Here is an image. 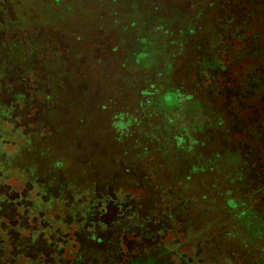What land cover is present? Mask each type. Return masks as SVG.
I'll return each mask as SVG.
<instances>
[{
  "label": "rangeland",
  "instance_id": "rangeland-1",
  "mask_svg": "<svg viewBox=\"0 0 264 264\" xmlns=\"http://www.w3.org/2000/svg\"><path fill=\"white\" fill-rule=\"evenodd\" d=\"M15 1L43 38L37 60L0 72V204L42 195L0 213L7 251L11 229H44L45 210L62 227L74 217L73 235L101 222L96 263L114 251L117 264H264V30L253 2ZM56 163L66 179L26 184L32 167ZM89 208L102 220L82 224ZM77 246L63 245L64 264Z\"/></svg>",
  "mask_w": 264,
  "mask_h": 264
},
{
  "label": "trees",
  "instance_id": "trees-1",
  "mask_svg": "<svg viewBox=\"0 0 264 264\" xmlns=\"http://www.w3.org/2000/svg\"><path fill=\"white\" fill-rule=\"evenodd\" d=\"M251 1L253 2L250 6L252 13L250 12L249 14L250 16H253V14H255L254 18H257L264 30V0ZM20 6V3L16 2L15 0H0V72L2 73L6 70V68H11V66L12 69L15 68L14 70H16L17 72L21 68V65H18V62L21 58H23V56H26L27 60H37L36 52H39L40 48L38 45L43 38L42 34H37L36 32H34L38 27L37 24L35 25V12L25 6ZM3 15H5L4 18ZM6 15H9L8 22L5 21ZM234 27L237 28L238 25H234ZM235 35H237V31ZM260 35L261 37H264V33H260ZM255 51L256 50H254V52ZM258 53L261 55V59L259 60L261 64H258V69L264 71V50L260 49ZM215 66H219V64H216ZM251 83L253 86H255L256 79L252 78ZM18 84L21 85L19 81L11 83L13 88ZM10 88L7 92H10ZM51 107L52 106H45L44 108L40 109V112L42 111V114H45L51 110ZM35 112L37 113V115H39L40 113L38 109H35ZM0 118H4L3 112H0ZM30 151L28 152L29 155L27 154V156H30V158L38 157L39 153H33V151H35L34 149L31 152ZM35 160L37 161V158ZM58 166L59 165L56 163L55 165L46 164L44 166L39 165L38 167H32V170L28 171L29 181H27L26 184L31 187L33 186V183H35L36 179L47 181L50 179V177L52 178L56 176H60L63 179H66V175H64L65 172L60 171ZM26 169L28 170L30 168ZM24 195L25 196L23 198L20 195L18 196V198H14L15 203L9 198L7 200H3V202L0 204V213L7 211V213L9 212L11 216L12 213L13 215H15L16 213H19L16 210V207L21 205L20 203L22 201L24 203H33V200L31 199L36 195L42 194H38V192H36L33 196L31 195L29 197V191H26ZM9 196L10 195H8V197ZM101 215V211L96 209L90 210L89 208L84 214L82 224L87 223V221L90 222L92 217L95 218L96 216H99V219L102 220ZM22 217L24 220H27L29 218V215H27L26 212L25 215H21V218ZM40 218V224L44 228L40 231L33 232L34 229L29 228L26 236H16L15 232L19 231L20 228L11 229L14 236L9 237L10 248L8 251L5 246L1 244L0 239V256L1 252H5L6 249V252L12 254L10 259L8 258V263L10 264H45L46 262L43 263L41 259L49 258L48 256L50 254H54V260H58V262L62 261L61 264H64V259L62 257V248L63 245L65 247V245L70 243L78 245L77 250L73 251L70 255V257H72V260L70 262L71 264L96 263L93 260L95 256H93L94 249H92V246L93 244L101 243L102 238H100L98 233V231L102 229V226L100 224L101 222L97 221L98 227H92L91 230L87 231V233L81 228L80 230H77L78 232L75 233L76 235H73L67 230L70 228L69 226L73 224L74 217H67L69 219V225L65 224L63 227L61 226L62 222L60 219L56 220V218H54L49 212H46L45 210L43 213H41ZM34 221L35 218L32 216L30 221L31 224L34 223ZM26 227L28 228V226H24L23 228L26 229ZM63 230H66V232H63ZM48 247H51V250H48ZM118 258L119 253L110 251L104 253L102 259H98V263L96 264H117L118 262L116 261ZM2 261L3 260L1 257L0 264H2ZM146 261H144L143 258L140 259V257H138L131 260L129 263L124 264H144L145 262V264H154L153 258H147Z\"/></svg>",
  "mask_w": 264,
  "mask_h": 264
}]
</instances>
